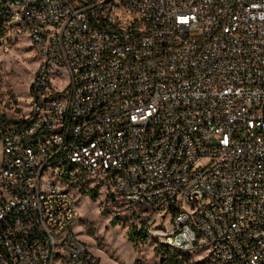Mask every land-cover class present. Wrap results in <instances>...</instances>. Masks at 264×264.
Instances as JSON below:
<instances>
[{
    "label": "built area",
    "instance_id": "obj_1",
    "mask_svg": "<svg viewBox=\"0 0 264 264\" xmlns=\"http://www.w3.org/2000/svg\"><path fill=\"white\" fill-rule=\"evenodd\" d=\"M19 37L40 61L28 113L0 83V264H98L79 196L161 264H264V0H0V75Z\"/></svg>",
    "mask_w": 264,
    "mask_h": 264
},
{
    "label": "rangeland",
    "instance_id": "obj_2",
    "mask_svg": "<svg viewBox=\"0 0 264 264\" xmlns=\"http://www.w3.org/2000/svg\"><path fill=\"white\" fill-rule=\"evenodd\" d=\"M2 59L1 90L10 95L21 112L26 114L31 101L28 87L40 61L32 39L19 37L11 52L3 55ZM68 82V79L60 80L61 90ZM210 160L204 157L201 163L208 164ZM101 201V198L77 197L79 216L73 224L76 236L98 257V264H161V247L151 238L135 237L133 240L131 224L125 218L113 223L115 218L103 211ZM170 220L171 217L167 220L169 228ZM204 256L205 253H199L194 260L199 261Z\"/></svg>",
    "mask_w": 264,
    "mask_h": 264
},
{
    "label": "trees",
    "instance_id": "obj_3",
    "mask_svg": "<svg viewBox=\"0 0 264 264\" xmlns=\"http://www.w3.org/2000/svg\"><path fill=\"white\" fill-rule=\"evenodd\" d=\"M92 199H93V200H96V196H93ZM116 220H118V219H114L112 222H113V223H117ZM132 238H133V236H132ZM135 239H136V238L134 237L133 240H135ZM160 250L162 251V247H161ZM171 257H172V258H175L176 256L171 254Z\"/></svg>",
    "mask_w": 264,
    "mask_h": 264
}]
</instances>
